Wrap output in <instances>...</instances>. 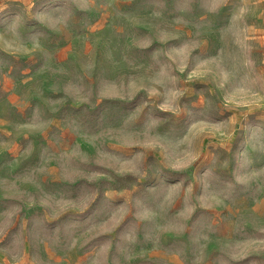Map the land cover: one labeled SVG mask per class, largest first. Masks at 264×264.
<instances>
[{
	"label": "clouds",
	"instance_id": "clouds-1",
	"mask_svg": "<svg viewBox=\"0 0 264 264\" xmlns=\"http://www.w3.org/2000/svg\"><path fill=\"white\" fill-rule=\"evenodd\" d=\"M13 68L49 88L0 130V264H264V0H0Z\"/></svg>",
	"mask_w": 264,
	"mask_h": 264
},
{
	"label": "rangeland",
	"instance_id": "rangeland-1",
	"mask_svg": "<svg viewBox=\"0 0 264 264\" xmlns=\"http://www.w3.org/2000/svg\"><path fill=\"white\" fill-rule=\"evenodd\" d=\"M93 31L96 33L95 36H93L87 43H84L82 38L79 36L74 37L71 41H61L59 47L62 49L61 56L64 60V62L67 64L68 62L75 59V53L74 49H85L87 51H91V48L95 45L97 48H99V45H96V39L97 37H103L107 34L109 31L106 24L101 22V24L96 25V27L93 29ZM261 33H257V43L259 44L261 41L259 39ZM214 40V38H212ZM211 42V40H210ZM103 44V40H100V45ZM97 59L99 60V51H97ZM5 72H8L9 69L5 68ZM29 76L34 77V79L39 80L41 82V87L47 92L49 88L48 79L46 76H36L34 73H28L24 77H19L16 75V69L13 68L10 79L6 82V85L4 82H0V88H4L6 86L7 91L4 94H0V130H3L4 132L11 133L13 131L11 125L14 121H18L23 119V117L19 114L17 108L15 107L18 98L21 96V94L25 91V89L31 88L32 81L29 80L27 84L24 83V80H27ZM108 89H110L113 93L117 92L119 89V85L117 83H108L106 85ZM75 88V85L72 83H68L65 85V91H72ZM35 147H36V153L33 154L32 158L28 161L22 160L21 163L16 167L14 171H19L23 167H26L29 163H31L33 160L37 158V154L40 150V146L43 144L44 146H47L48 141L42 137V136H34L32 137ZM23 143V136H20L15 140V147L12 149V151H4L0 153V163H2L6 159H11L12 154L16 149L22 145ZM78 143L82 146L84 153H90L92 152V149L89 147L87 143H85L84 140H79ZM207 145V141H205V147ZM84 153H80L83 155ZM117 163H120V161H117ZM55 173L52 174V177H54ZM50 177L46 183L42 184V188H50L52 191H55L61 185L59 183L54 182L53 178ZM7 184L8 181H5ZM14 187V186H13ZM30 191H35V189H31ZM222 212L224 210H221ZM0 214H3L4 216H11L13 214V209L6 208L4 206V202L0 201ZM31 215V213H29ZM60 257H64L63 253L58 254ZM84 256L83 251H75L70 253L66 258L61 259L60 264H82V258Z\"/></svg>",
	"mask_w": 264,
	"mask_h": 264
}]
</instances>
